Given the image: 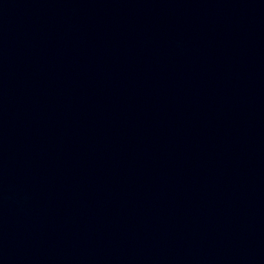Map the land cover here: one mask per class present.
Segmentation results:
<instances>
[{
    "label": "water",
    "instance_id": "95a60500",
    "mask_svg": "<svg viewBox=\"0 0 264 264\" xmlns=\"http://www.w3.org/2000/svg\"><path fill=\"white\" fill-rule=\"evenodd\" d=\"M0 264H264V0H0Z\"/></svg>",
    "mask_w": 264,
    "mask_h": 264
}]
</instances>
